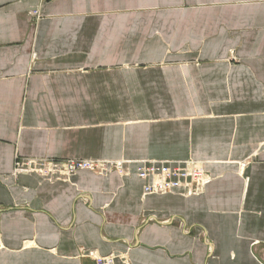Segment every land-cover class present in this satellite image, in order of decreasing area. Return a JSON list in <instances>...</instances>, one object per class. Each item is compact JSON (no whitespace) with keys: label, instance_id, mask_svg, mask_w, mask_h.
Returning <instances> with one entry per match:
<instances>
[{"label":"crops","instance_id":"crops-1","mask_svg":"<svg viewBox=\"0 0 264 264\" xmlns=\"http://www.w3.org/2000/svg\"><path fill=\"white\" fill-rule=\"evenodd\" d=\"M17 156L128 174L13 177ZM187 159L201 194L143 195L141 160ZM82 249L264 264V0H0V264Z\"/></svg>","mask_w":264,"mask_h":264},{"label":"built area","instance_id":"built-area-1","mask_svg":"<svg viewBox=\"0 0 264 264\" xmlns=\"http://www.w3.org/2000/svg\"><path fill=\"white\" fill-rule=\"evenodd\" d=\"M38 15L36 10L31 11V17L37 18ZM97 163L92 160L46 161L17 156L11 174L17 177L20 173H35L51 180L55 177L69 176L82 169L94 171ZM241 165L244 166L245 162ZM111 167L116 168L119 173L124 171L121 161L111 163ZM137 176L144 181L143 195L167 194L174 191L184 196L199 195L209 181L201 162L192 159L183 161L141 160L137 167ZM81 252L82 256L92 258L96 264H115L118 256L115 252L102 255L94 249H82ZM119 255L127 261L125 254L119 253Z\"/></svg>","mask_w":264,"mask_h":264},{"label":"rangeland","instance_id":"rangeland-1","mask_svg":"<svg viewBox=\"0 0 264 264\" xmlns=\"http://www.w3.org/2000/svg\"><path fill=\"white\" fill-rule=\"evenodd\" d=\"M25 158H30V157H25ZM35 159H40V160H46V161H62V160H89V159H72V158H67V159H59V158H44V157H36ZM91 160V159H90ZM92 161H96L98 162L97 165L95 166V170L94 172L97 173V174H105L106 172L108 171H117L116 168H112L111 167V163H114V162H118V161H121L123 162L122 160H113V161H107V160H92ZM111 162V163H110ZM77 172V171H76ZM75 172V173H76ZM118 172V171H117ZM73 173V174H75ZM119 173V172H118ZM73 174H70L69 176H62L65 180H68L70 181L71 179V176ZM119 174H128V170L125 168L124 171L122 173H119ZM48 180V179H47Z\"/></svg>","mask_w":264,"mask_h":264}]
</instances>
